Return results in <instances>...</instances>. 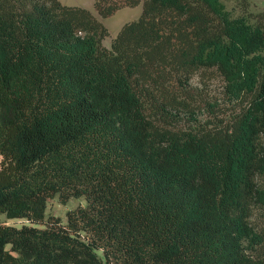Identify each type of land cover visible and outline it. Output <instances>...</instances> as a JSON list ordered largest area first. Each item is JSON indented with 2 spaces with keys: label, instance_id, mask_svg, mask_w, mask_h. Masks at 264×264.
<instances>
[{
  "label": "trees",
  "instance_id": "16d2710c",
  "mask_svg": "<svg viewBox=\"0 0 264 264\" xmlns=\"http://www.w3.org/2000/svg\"><path fill=\"white\" fill-rule=\"evenodd\" d=\"M0 0V264H264V8L234 0ZM213 68L237 104L191 114ZM86 203L66 220L48 198Z\"/></svg>",
  "mask_w": 264,
  "mask_h": 264
},
{
  "label": "rangeland",
  "instance_id": "374dc122",
  "mask_svg": "<svg viewBox=\"0 0 264 264\" xmlns=\"http://www.w3.org/2000/svg\"><path fill=\"white\" fill-rule=\"evenodd\" d=\"M66 4H77L88 7L108 28V34L102 39V43L110 46L111 39L116 35L120 26L127 20L136 18L142 9L141 3L129 6L124 5L108 16H100L93 5V0H60ZM225 7L233 14L242 13L240 7L234 0H222ZM264 8V0H251L248 11L254 12ZM191 91L193 97L189 99V108H193L191 114L185 108L177 110L176 119L172 120L174 127H186L196 122L204 120L227 118L234 107L237 105L230 99L224 90V83L213 68L200 69L191 78ZM86 199L84 196H72L66 201H62L55 195L48 198L46 211L53 215L60 216L63 222L66 220V211L77 205H84ZM26 221L24 217H6L0 212V222L19 225Z\"/></svg>",
  "mask_w": 264,
  "mask_h": 264
}]
</instances>
